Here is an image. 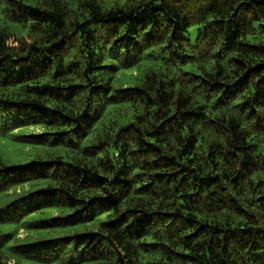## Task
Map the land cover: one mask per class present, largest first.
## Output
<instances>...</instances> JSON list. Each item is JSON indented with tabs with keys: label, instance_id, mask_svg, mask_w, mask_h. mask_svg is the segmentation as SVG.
<instances>
[{
	"label": "trees",
	"instance_id": "16d2710c",
	"mask_svg": "<svg viewBox=\"0 0 264 264\" xmlns=\"http://www.w3.org/2000/svg\"><path fill=\"white\" fill-rule=\"evenodd\" d=\"M21 126L0 264H264V0H0Z\"/></svg>",
	"mask_w": 264,
	"mask_h": 264
},
{
	"label": "rangeland",
	"instance_id": "374dc122",
	"mask_svg": "<svg viewBox=\"0 0 264 264\" xmlns=\"http://www.w3.org/2000/svg\"><path fill=\"white\" fill-rule=\"evenodd\" d=\"M37 131H40L39 127L36 126H21L17 129H9V130H4L3 128L0 129V157L6 160H10V161H14V162H24L28 159V156L26 154L23 153V150H25L26 148H28L29 146H27L28 144H24L20 141H16L14 139L11 138V134H15V133H36ZM51 209H48L47 213H50ZM34 216H41L40 212H38V210L34 211L32 213ZM19 236H25L26 232L19 230L18 231ZM19 238V237H17ZM25 238H21L19 239V243H22ZM11 240L12 237H10V239H7L4 244V248L6 250L7 253L10 254V257H18V258H22L21 256H19L18 253H20L23 249H20L18 252H12L11 250H9L6 245L11 246ZM26 262H24V264H33L34 261L33 260H28V259H24Z\"/></svg>",
	"mask_w": 264,
	"mask_h": 264
}]
</instances>
